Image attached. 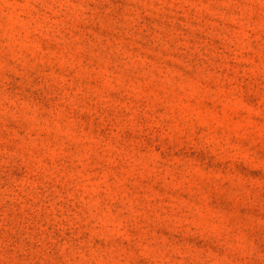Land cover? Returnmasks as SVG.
<instances>
[{"label": "rangeland", "instance_id": "1", "mask_svg": "<svg viewBox=\"0 0 264 264\" xmlns=\"http://www.w3.org/2000/svg\"><path fill=\"white\" fill-rule=\"evenodd\" d=\"M0 264H264V0H0Z\"/></svg>", "mask_w": 264, "mask_h": 264}]
</instances>
